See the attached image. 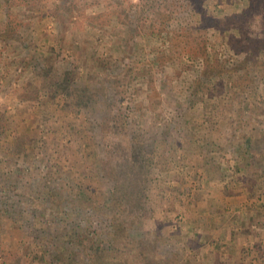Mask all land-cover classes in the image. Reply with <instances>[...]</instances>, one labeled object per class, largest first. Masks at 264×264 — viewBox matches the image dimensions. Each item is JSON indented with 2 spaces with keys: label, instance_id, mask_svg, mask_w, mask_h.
Masks as SVG:
<instances>
[{
  "label": "rangeland",
  "instance_id": "rangeland-1",
  "mask_svg": "<svg viewBox=\"0 0 264 264\" xmlns=\"http://www.w3.org/2000/svg\"><path fill=\"white\" fill-rule=\"evenodd\" d=\"M149 1L18 0L8 19L20 28L5 38L0 0V124L10 119L0 138V218L15 221L10 229L0 219V264H57L60 251L68 264L74 246L64 227L107 239V172L127 173L149 157L147 211L133 238L154 239L156 225L171 264H264V80L254 73L256 87L222 91L214 77L194 83L204 62L181 36L151 33L162 21ZM246 1L206 7L230 15ZM261 18H251L252 29ZM209 36L213 59L236 61L225 37ZM66 68L98 92L93 109L60 111L43 93ZM78 185L89 207L71 197L62 212L50 204V192L69 196Z\"/></svg>",
  "mask_w": 264,
  "mask_h": 264
},
{
  "label": "trees",
  "instance_id": "trees-1",
  "mask_svg": "<svg viewBox=\"0 0 264 264\" xmlns=\"http://www.w3.org/2000/svg\"><path fill=\"white\" fill-rule=\"evenodd\" d=\"M17 1L2 0L4 13H1V16L6 20V24L3 26L4 32H2L1 37L7 38L5 35L9 34V30H12L13 27L15 29L19 27L10 23L8 19V14L13 9L12 4ZM76 1L74 0V2ZM157 1H149L145 4V6H152L151 10L155 11L157 9L156 16L162 21L161 25L157 24L151 27V33L156 36L167 35L171 40L175 36H178V38L181 36L186 41V53L190 54V57H193L197 62L200 60L204 62L201 75L197 77L194 83H202L204 77L209 80L214 77V80L218 81L220 91H222V87L228 86L256 87L255 76L254 79L251 78L254 73L259 74L261 80H264V27H262L264 26V0H247L246 3L248 5L242 11L236 14L216 17L207 9L206 0H162L161 7L165 12H168L167 16L159 12V3ZM225 1H228V3L233 2V0H217L219 3ZM74 5H77V3H74ZM142 14L145 16L148 14V11L143 10ZM254 16L263 17L261 18L262 24L260 28L258 27L255 30L252 29L253 24L251 21V18ZM119 17L125 19L123 20L125 24L128 23L127 8L119 14ZM195 18H197L196 21ZM20 26L22 25L20 24ZM259 29L260 32L258 31ZM213 31L226 38L225 47L227 52L229 51L237 55L236 61L228 64L227 62L213 59L210 56L208 37H210L209 35ZM257 31L259 33H255ZM31 58L32 56L29 60ZM55 63L56 61L48 67L49 71L52 70ZM78 79L75 70L66 68L62 74V79L55 82L53 87H44L43 93L48 98L50 96L53 101L58 100L57 106L60 111H69L71 109L72 113L75 114L82 110L93 109L99 102L98 92L88 84L81 86ZM242 84L243 86H239ZM51 91L53 92L52 95L50 94ZM199 92L196 89L195 93ZM9 120L5 122L7 126H4L3 123L0 124H3L0 127V138H5L4 134L9 129L8 126H10ZM189 122L196 123L192 119ZM250 128L255 131V128L251 124ZM260 135L261 133L256 136L260 137ZM134 161L139 167L132 166L131 170L127 173H116L114 170L107 172V177H110L114 181L105 205L106 216L110 221V231L107 239L97 233L94 234L96 235L95 237L87 234V238L83 235L85 238L79 239V233L70 227H64L65 236L69 237L72 235L71 244L74 246L72 248V259L71 256L68 257V264H79L83 260V256L87 264H171L169 261L171 255L160 254L161 251L158 243L163 237H161V230L157 229L156 225L153 232L154 239H151L152 234H147L143 239L133 238L131 235V231L135 225L142 223L140 222L143 221L142 213L147 211L148 171L153 166L151 157H149L147 165H142L137 160ZM133 167H136L137 171H134ZM42 179L40 177L39 181ZM70 191L72 195L69 196L58 194L64 198L61 201L58 200V195L50 192L48 196L50 204L56 205V208L62 212L67 206V203L64 202L65 198L71 197L81 200L84 206H90L91 203L88 202H91V199L87 201L83 200L87 194L82 191L80 185L70 189ZM4 212H6L5 214L9 213L7 211ZM151 217L152 215L145 216L148 221H150ZM0 219L3 228H6L7 224L10 229H13L15 226V221H12L9 217H1ZM78 229L81 231L83 228L79 225ZM77 236L78 238H76ZM88 236L92 237V240ZM56 261H58L57 264H65L62 251L57 254Z\"/></svg>",
  "mask_w": 264,
  "mask_h": 264
}]
</instances>
